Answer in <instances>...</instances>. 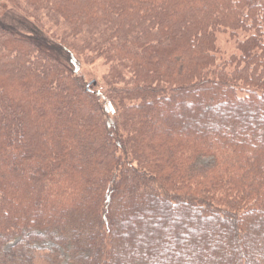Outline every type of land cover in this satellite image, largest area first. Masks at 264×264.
Instances as JSON below:
<instances>
[{
  "label": "trees",
  "instance_id": "16d2710c",
  "mask_svg": "<svg viewBox=\"0 0 264 264\" xmlns=\"http://www.w3.org/2000/svg\"><path fill=\"white\" fill-rule=\"evenodd\" d=\"M9 9L45 38L0 24V264H264V0Z\"/></svg>",
  "mask_w": 264,
  "mask_h": 264
},
{
  "label": "rangeland",
  "instance_id": "374dc122",
  "mask_svg": "<svg viewBox=\"0 0 264 264\" xmlns=\"http://www.w3.org/2000/svg\"><path fill=\"white\" fill-rule=\"evenodd\" d=\"M0 24L11 28L18 35H25L26 33L35 40H44L40 33L33 28L32 21L24 18L18 12L9 9L7 13L0 17ZM241 38V37H239ZM47 39V38H46ZM51 41V40H50ZM46 42L45 45H41L48 53H51L54 57L61 59L69 67H76L75 71L82 75L86 82L94 81L99 82L108 71V66L104 65L101 60L94 62L93 64L85 65L83 61L76 56V54L62 46L57 42ZM216 57L219 59H226L233 53H235V40L231 39L228 33H219L216 36ZM79 59V62H78Z\"/></svg>",
  "mask_w": 264,
  "mask_h": 264
},
{
  "label": "water",
  "instance_id": "95a60500",
  "mask_svg": "<svg viewBox=\"0 0 264 264\" xmlns=\"http://www.w3.org/2000/svg\"><path fill=\"white\" fill-rule=\"evenodd\" d=\"M89 84L87 85V88H88Z\"/></svg>",
  "mask_w": 264,
  "mask_h": 264
}]
</instances>
